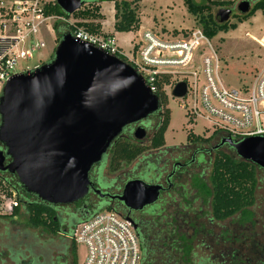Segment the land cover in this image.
<instances>
[{"label": "water", "instance_id": "1", "mask_svg": "<svg viewBox=\"0 0 264 264\" xmlns=\"http://www.w3.org/2000/svg\"><path fill=\"white\" fill-rule=\"evenodd\" d=\"M55 4L66 15L84 5L81 0H55ZM236 10L247 15L249 1L239 2ZM230 15V9L220 8L215 19L223 24ZM185 93L181 82L170 96L180 99ZM159 107L158 98L130 64L65 33L50 62L15 75L2 88L0 172L14 176L25 193L43 203L74 204L88 194L92 167L101 162L123 128L145 120ZM144 136L141 127L133 132L135 140L142 141ZM221 143L264 169L263 138ZM158 190L132 180L121 195L110 199L141 210L156 201ZM93 192L103 197L98 189Z\"/></svg>", "mask_w": 264, "mask_h": 264}, {"label": "built area", "instance_id": "2", "mask_svg": "<svg viewBox=\"0 0 264 264\" xmlns=\"http://www.w3.org/2000/svg\"><path fill=\"white\" fill-rule=\"evenodd\" d=\"M52 3L55 0H0V94L12 77L31 71L17 65L45 49L56 23L73 26L68 19L47 13ZM69 34L80 43L123 57L113 36L89 34L76 27ZM142 41L137 62L124 58L152 94L156 93V78L169 76L170 84L164 90L171 92L181 82L186 85L185 96L177 99L184 116L193 123L197 118L207 122L209 137L218 135L234 142L264 139V37L255 40L263 63L251 82L238 89L223 84L220 56L200 29L189 31L182 39H162L145 31ZM196 65L197 72L189 70ZM18 207L17 193L0 189V215L10 216ZM70 239L85 249L82 264H139L133 226L114 212H100L80 222Z\"/></svg>", "mask_w": 264, "mask_h": 264}, {"label": "flooded vegetation", "instance_id": "3", "mask_svg": "<svg viewBox=\"0 0 264 264\" xmlns=\"http://www.w3.org/2000/svg\"><path fill=\"white\" fill-rule=\"evenodd\" d=\"M244 1H249L250 6L252 2H256ZM156 125L157 113L141 122L124 127L116 140H132L146 145L154 135ZM138 127H141L145 132L142 141L135 140L133 137V132ZM202 139L208 141H186L183 145L174 146L169 153L165 149L163 150V147L146 151L127 164L133 165V168L124 175L120 185H116L115 179L107 178L108 174H113L108 172L107 162L115 140L101 162L92 167L89 173L91 189L85 198L68 206H59L62 214L59 217L63 221L61 234L65 233L71 224L77 220L86 219L97 206L103 204L116 208L122 217L131 222L133 229L135 225L134 231L138 240L144 237L146 243L148 237L141 217L146 212L155 214L154 219L161 216L162 221L166 220V228L157 230L158 220L154 222V239L157 241L155 244L164 241L173 253L174 250H178L175 254L177 257H181V253H184L185 244L190 238V240L199 239L200 244L192 250L200 248L208 255L203 259H191L188 264H264V224L260 219L253 222L250 221L251 218L240 216L243 212L253 208L254 202L245 211L224 220L215 221L211 217L210 173L215 157L218 152H224L234 159H242L237 157L234 150L226 143H221L226 138L213 135ZM144 159L150 160L141 168L139 164ZM254 166L257 169L256 172H264V169ZM206 178H208L207 183ZM97 180L110 183L107 191L99 190L103 195L101 198L93 192L97 189ZM132 180H140L143 186L158 187L156 201L141 210H130L118 199H110V197L121 195L124 185ZM116 188L117 190H115ZM204 190L209 192V203L207 204L209 205V214L199 217V209H194V205L189 209L184 194L198 193ZM236 220L239 222L236 223ZM226 224H228L227 227ZM51 237L56 240V236ZM185 263L180 258L179 264Z\"/></svg>", "mask_w": 264, "mask_h": 264}, {"label": "rangeland", "instance_id": "4", "mask_svg": "<svg viewBox=\"0 0 264 264\" xmlns=\"http://www.w3.org/2000/svg\"><path fill=\"white\" fill-rule=\"evenodd\" d=\"M122 1V0H117ZM132 1V0H126ZM244 0H232L234 4L230 7H221L232 10L229 20L226 23L236 25V29L227 31H218L211 39L212 45L218 52L222 65L221 79L225 86L238 89L243 85L251 82L255 72L262 65L263 57L255 40L264 37V11L257 8L256 12L249 18L238 21L239 13L236 6ZM196 4L205 3L204 0H194ZM255 2L251 3V8ZM100 13L105 17L101 22V32L104 35H112L116 46L129 61H138V51L144 44L142 34L145 31H150L154 35L162 39H179L185 38L186 33L195 29H200L198 18L189 14L183 0H139L137 2V17L140 21L139 28L135 32L117 33L113 29L114 10L111 2H101L99 4ZM220 8L211 7L210 13L215 17L216 12ZM69 23H75L73 18L68 19ZM55 32V31H54ZM185 34V35H184ZM57 35L54 33L47 41L45 49L34 55L32 59L22 60L18 63V68L33 70L35 66L48 63L52 60L54 49L57 46ZM126 63L130 64L128 61ZM131 65V64H130ZM132 66V65H131ZM196 65L190 71H198ZM167 93L166 107L170 111V119L167 130L164 135L165 149L168 153L171 152L174 146L183 145L186 143V136L192 133L202 138L209 137L211 130L208 128V123L202 119H196L192 124H187L184 110L181 102L170 96ZM147 158V157H145ZM150 159H144L139 165L141 168L149 162ZM133 165H124L119 172L108 174V179H115L116 185H120L124 175L127 174ZM208 178H206V183ZM97 189L107 191L110 183L97 180ZM117 190V188L115 189ZM186 203L189 209H199V217L209 214V192L205 190L198 193H185ZM152 211V210H151ZM159 212V211H158ZM164 213L166 211L164 210ZM155 214L146 212L141 220L144 222V230L147 233V245L152 249V253L156 256L161 242L155 244L154 239V222L158 220L157 230L166 228V220L162 221V217L154 219ZM241 217L251 218L250 221L262 220L264 224V172H256V185L254 190V205L253 208L243 212ZM239 220V219H238ZM236 220V223L239 222ZM226 227L228 224L225 225ZM156 230V231H157ZM60 238L54 240L49 234L39 229L31 228L27 225L26 218L23 213L14 219H9L7 216L0 215V264H12L9 258L10 250L19 248L27 255V247L36 244L38 247L49 248L55 254H59ZM191 239V238H190ZM185 244V249H190L191 259L198 260L207 257V252L198 248L193 251L196 245L200 244L199 239L193 238ZM185 251V250H184ZM178 250L167 251L168 254H177ZM182 254V253H181ZM85 256V249L82 245L77 246V264H82ZM158 259L153 260L152 264H158ZM169 264H173L169 262ZM186 264V263H185Z\"/></svg>", "mask_w": 264, "mask_h": 264}, {"label": "trees", "instance_id": "5", "mask_svg": "<svg viewBox=\"0 0 264 264\" xmlns=\"http://www.w3.org/2000/svg\"><path fill=\"white\" fill-rule=\"evenodd\" d=\"M81 1L84 5L72 15L63 13L55 3L47 6V13L49 14L76 20L73 26L56 23L54 31L57 35V43L63 34L70 33L71 27L81 28L89 34L104 35L101 32V22L105 20V17L100 13L99 4L101 2H111L113 4L115 20L113 29L115 32L129 33L135 32L139 28L140 21L137 17V2L139 0H132L130 2L126 0ZM204 2L203 4H196L194 0H183L188 13L199 17L198 24L201 26L200 30L208 39H212L218 31L236 29V25L234 24L218 23L210 13L211 7L221 8L232 6L234 4L232 0H204ZM257 8L264 11V0L256 1L247 15L238 16V21L241 23L243 20L252 16ZM116 57L124 62L126 61L124 57L119 55H116ZM169 84V76H159L156 78V93L154 95L158 98L160 107L157 112L155 133L148 144L145 145L137 141L117 139L115 145L112 146L107 162V170L109 173L117 172L122 165L131 163L146 151L160 149L164 146V135L170 119V111L166 107L168 95L164 88ZM192 123L191 120L187 121V124ZM186 141L207 142L208 140H203L200 136L189 133L186 136ZM7 162L8 159L6 158ZM256 170L254 165L246 161L234 159L224 152H218L210 173L212 186L210 192L211 217L213 220H224L245 211L247 207L253 204ZM0 189H12L17 193L19 207L10 216H7L9 219L19 217L23 213L27 225L31 228L42 230L50 236L60 238L59 254H55L49 248L38 247L33 243L27 247V255H24V251H21L19 248L10 250L8 259H10L12 264H77V246L70 239L74 227L100 212L111 211L122 216L116 208L102 204L97 206L86 219L77 220L70 225L65 233L61 234L63 221L59 217L62 215L59 206L48 205L39 201L35 196L25 193L16 178L5 172H0ZM138 242L140 248L139 264H152L155 259L159 260L158 264H169V262L179 264L180 258L188 264L191 261V256H193L190 255V249L185 248L181 257H177L175 254H168L167 251H170L169 246L164 241L161 242L158 248L159 250L157 252L159 254L155 256L152 253V249L148 247L144 237H141Z\"/></svg>", "mask_w": 264, "mask_h": 264}]
</instances>
